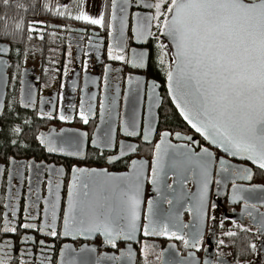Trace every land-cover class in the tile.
Masks as SVG:
<instances>
[{"label": "flooded vegetation", "instance_id": "1", "mask_svg": "<svg viewBox=\"0 0 264 264\" xmlns=\"http://www.w3.org/2000/svg\"><path fill=\"white\" fill-rule=\"evenodd\" d=\"M145 2L153 0H129L126 13L119 12L118 4L113 20L111 0H85L82 7L89 15L104 16L105 26L101 27L75 20L77 6L74 0H66L59 5L61 11L66 9L64 15L56 16L53 11L52 22L42 19L29 23L25 38L13 33L0 38V47L8 49L0 53V168L3 169L0 173V212L11 202L20 210V218L26 215L24 210L33 202H36L33 210L40 213L49 207L48 202H55L57 231L62 233L73 166L97 171L106 169L115 176H131L132 162H143L140 223H147L144 220L147 202L152 200L158 209L179 212V223L188 228L178 235L190 239L189 233L199 228L201 242L197 250L175 237H145L138 231V242H130L134 253L132 261L124 258L121 264H205L206 261L208 264H264V230L260 229L261 217H264V170L210 145L172 103L167 90V72L172 68L174 56L169 42L160 34L162 29L158 30L153 21L149 37L141 41L130 38L136 27V17L153 14L154 10L144 6ZM122 18L128 44L126 54L130 57L132 49L147 52L144 69L108 59V49L113 43L109 31L117 35ZM108 24H112L111 29ZM161 44L167 47L162 49ZM160 57H163V65L158 63ZM105 66L110 68L107 75ZM153 83L158 87L153 89ZM81 113L88 118V123L83 122ZM61 116L66 119H60ZM149 126L151 135L146 142L144 134ZM15 127L22 128L23 134L13 133ZM126 127L129 132L135 130L137 135L128 136ZM164 132L170 134L167 144L174 148L186 145L195 153L203 148L212 152L207 217L203 223L194 208L191 212L187 210L195 205L199 192L197 177L189 175L181 187L183 177L173 175L167 157L162 156L160 189L168 198H172V192L166 185L176 190L183 203L175 208L161 203L162 197L150 182L154 146L160 143ZM81 133L86 135H79ZM109 133V146L103 147ZM40 137L50 138L58 146L80 142L82 156L49 153ZM14 139L16 145L11 143ZM121 145H133L136 151L125 149L126 154L121 156ZM220 160L225 161L223 169ZM245 168L252 179H244L243 173L235 171ZM234 194L239 196L235 202ZM229 232L236 235L229 236ZM36 239H45L49 245V249L44 250L48 257L45 264H62V261L66 264L68 260H76L79 264L82 259L95 264L100 256L120 255L116 249L102 245L104 238L99 234L75 237L61 234L55 239L37 234ZM221 240L223 245H219ZM252 244L256 245L255 250ZM144 245L148 248L142 252ZM85 247H94L96 251L82 252ZM120 247L127 251L125 245ZM32 250L38 257L39 252ZM33 264H38V260ZM100 264L114 262L102 260Z\"/></svg>", "mask_w": 264, "mask_h": 264}, {"label": "snow or ice", "instance_id": "2", "mask_svg": "<svg viewBox=\"0 0 264 264\" xmlns=\"http://www.w3.org/2000/svg\"><path fill=\"white\" fill-rule=\"evenodd\" d=\"M74 2L78 9L75 20L105 26L103 15L94 18L83 9L85 0ZM128 2L129 0H111L113 20L116 19L118 4L119 12L126 13ZM3 3L7 5L9 0H3ZM144 6L154 10L153 14L136 17V27L132 30L130 38L141 41L149 37L152 22L156 21L155 27L162 29L160 34L170 38L175 45V68L167 72V78L176 107L181 109L180 114L211 145L221 147L230 155H241L264 170V0H153L145 2ZM48 11L51 13L53 10L49 8ZM65 11H61V7L57 6L55 15L62 16ZM108 27L111 29L112 24H108ZM16 28L20 30L21 24L17 23ZM29 30L34 31L31 28ZM109 36H113V43L107 53L109 60L130 64L134 69L147 67V52L132 49L130 57L126 54L128 44L123 18L120 19L118 34L114 35L109 31ZM39 38L43 39V36ZM160 47L163 49L167 46L161 44ZM7 51V48L0 47V53ZM158 63L164 64L163 57H160ZM109 71L110 68L105 66V75ZM156 87L158 85L153 83L152 88ZM60 119L66 118L61 116ZM81 119L88 123V118L83 113ZM27 123L29 122L25 121V124ZM12 132L22 135L23 129L15 127ZM125 132L128 136L137 135L135 130L129 132L127 127ZM150 135L151 126L144 134L146 142L149 141ZM169 135L164 132L160 143L154 146L150 182L156 186L155 191L162 197L161 203L175 208L176 205H181L183 200L176 195L172 185H166L172 192V198L161 193L162 156L167 157L172 174L178 178L183 177L180 180L181 187L189 175L197 177L199 192L195 205L187 210L191 212L194 208L195 214L203 223L207 217L212 152L203 148L200 153H195L184 145L181 146L183 150L174 149L169 154L168 149L173 148L167 144ZM107 136L103 147L109 146L110 133ZM39 139L49 153H61L70 157L82 156L80 142H68L66 146H58L50 138ZM185 139L192 140L191 137ZM11 143L16 145L17 140L14 139ZM125 149L136 151L133 145H121V156L126 154ZM220 164L223 169L225 161L220 160ZM132 169L131 176H115L106 169L97 171L73 166L74 176L69 189L68 207L62 218V233L57 231L55 202H48L49 207L44 208L42 213L33 210L36 203L33 202L24 210L26 215L20 218L17 206L11 202L6 204L3 212H0V264H33L36 260L38 264H45L48 257L44 250L49 249V245L45 239L37 240V234L53 239L61 234L74 237L101 235L104 238L101 244L116 249L120 255L100 256L96 258L95 264H100L102 260L121 264L124 258L131 262L134 253L130 242H138V231L145 237H175L183 240L186 246L191 245L199 250V228L189 233L190 239L178 235V232L188 228V225L179 223L178 211H163L157 208L154 201L149 200L144 216L147 223H140L144 163L133 161ZM235 171L238 174L243 173L244 179H252L247 168ZM2 172L3 169L0 168V173ZM237 199L239 196L234 194L233 202ZM212 207L215 208V205ZM260 229L264 230V217H261ZM227 235L236 234L229 232ZM223 243V240L219 241V245ZM122 244L126 246L127 251L121 249ZM147 248L148 245H144L141 251L145 252ZM251 248L255 250L256 245L252 244ZM32 249L39 252L38 257ZM81 251L94 253L96 248L85 247ZM66 264H77V261L68 260ZM79 264H90V261L82 259Z\"/></svg>", "mask_w": 264, "mask_h": 264}, {"label": "trees", "instance_id": "3", "mask_svg": "<svg viewBox=\"0 0 264 264\" xmlns=\"http://www.w3.org/2000/svg\"><path fill=\"white\" fill-rule=\"evenodd\" d=\"M52 1L54 0H9L5 5L3 0H0V38H7L13 33L23 39L26 37V26L29 23L42 19L52 22L54 12L48 11ZM5 17L7 19H4ZM17 23L21 24L20 30L16 28Z\"/></svg>", "mask_w": 264, "mask_h": 264}, {"label": "water", "instance_id": "4", "mask_svg": "<svg viewBox=\"0 0 264 264\" xmlns=\"http://www.w3.org/2000/svg\"><path fill=\"white\" fill-rule=\"evenodd\" d=\"M163 37L169 42V44H170V46H171V49H172V52H173V56H174V63H173V65H172V68H171V70H173L174 68H175V53H176V49H175V45L173 44V42L171 41V39L170 38H168V37H166V36H164L163 35ZM167 90H168V94H169V97H170V99H171V101H172V103L175 105V107H176V101H174L173 100V95H172V93H170V91H169V82H168V80H167ZM177 108V107H176ZM178 109V108H177ZM180 112H181V109H178ZM187 122V121H186ZM188 123V122H187ZM189 124V123H188ZM190 125V124H189ZM191 126V125H190ZM202 136V135H201ZM203 137V136H202ZM204 138V137H203ZM205 139V138H204ZM206 140V139H205ZM209 144H210V142L208 141V140H206ZM211 145V144H210ZM212 146H214L215 148H217V149H219V150H221L223 153H225V154H227V155H230L229 153H227V152H224L223 151V149L221 148V147H219V146H217V145H212ZM174 149H180V150H183L182 148H181V146H177L176 148H172V149H168V150H170V151H173ZM230 156H233V155H230ZM233 157H237V158H240V159H245L243 156H241V155H236V156H233ZM245 160H247V159H245ZM249 162H251L253 165H255L252 161H250V160H248ZM256 167H258L257 165H255ZM259 168V167H258ZM142 197H143V185H142V189H141V194H140V198L142 199Z\"/></svg>", "mask_w": 264, "mask_h": 264}, {"label": "rangeland", "instance_id": "5", "mask_svg": "<svg viewBox=\"0 0 264 264\" xmlns=\"http://www.w3.org/2000/svg\"><path fill=\"white\" fill-rule=\"evenodd\" d=\"M64 1H66V0H62V2H64ZM61 0H54V1H52V3H51V8H52V10L55 12V8L57 7V6H59V5H61Z\"/></svg>", "mask_w": 264, "mask_h": 264}]
</instances>
